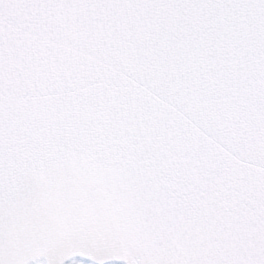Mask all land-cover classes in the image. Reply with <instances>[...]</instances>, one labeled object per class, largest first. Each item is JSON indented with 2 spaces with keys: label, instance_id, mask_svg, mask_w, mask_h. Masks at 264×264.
Listing matches in <instances>:
<instances>
[{
  "label": "snow or ice",
  "instance_id": "snow-or-ice-1",
  "mask_svg": "<svg viewBox=\"0 0 264 264\" xmlns=\"http://www.w3.org/2000/svg\"><path fill=\"white\" fill-rule=\"evenodd\" d=\"M0 264H264V0H0Z\"/></svg>",
  "mask_w": 264,
  "mask_h": 264
}]
</instances>
